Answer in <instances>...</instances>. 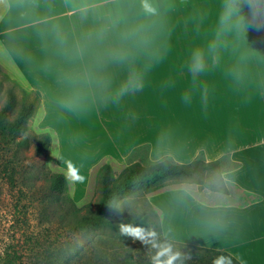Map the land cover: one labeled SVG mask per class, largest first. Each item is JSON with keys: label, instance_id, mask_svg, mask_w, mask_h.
Returning a JSON list of instances; mask_svg holds the SVG:
<instances>
[{"label": "crops", "instance_id": "1", "mask_svg": "<svg viewBox=\"0 0 264 264\" xmlns=\"http://www.w3.org/2000/svg\"><path fill=\"white\" fill-rule=\"evenodd\" d=\"M148 5L155 15L141 0H0V70L38 94L37 128L83 176L142 150L227 160L226 195L253 201L153 194L161 237L264 264V0H241L239 24L222 23L227 0Z\"/></svg>", "mask_w": 264, "mask_h": 264}, {"label": "rangeland", "instance_id": "2", "mask_svg": "<svg viewBox=\"0 0 264 264\" xmlns=\"http://www.w3.org/2000/svg\"><path fill=\"white\" fill-rule=\"evenodd\" d=\"M0 81L2 82L0 108L6 102L8 91H13L16 97L14 106L7 113L8 121L12 122L15 119L21 105L34 103L36 107L34 114L27 118L24 128L18 132L13 141H10L11 138L9 137L6 140L0 139V264H37L36 260H41V264L50 263V250L56 244L58 247V256L56 257L64 261L68 256L69 248L65 246L62 235L56 238L54 233L50 234V216L47 217L42 211L44 209L42 204H49L48 209L50 210V204L56 202L46 200L43 203L38 200L40 198L39 180H46L50 175L63 174L67 183V195L77 207L89 204L90 209L96 210L99 199L96 176L99 168L105 163L90 167L84 176V183L74 182L66 178L65 161L63 158L58 159L51 135L46 132L41 133L35 123L39 96L28 95L21 91L19 85L1 70ZM41 134H48L51 138L46 158L36 157L34 154L35 142ZM140 153V156L137 153L130 157L124 166L110 163L113 177H118L121 171L132 164L136 157H140L138 163L141 165H149L150 162L145 158V150ZM83 165L84 163H82V168L85 169V165ZM74 166L79 171V165L74 164ZM174 188H183L190 195L202 200L210 199L216 203L246 204L254 199L253 194L243 193L236 188H233L235 189L233 192L231 188L229 195H223L211 194L207 190L198 192L196 185H172L153 194ZM153 194L145 197L149 204H151L150 196ZM144 204L146 201L143 198L120 199L116 203L114 202L111 208L113 210L112 215L118 217L123 213L128 216H138L146 212V205ZM151 206L157 213L154 205L151 204ZM148 227L149 233H154L155 236L149 237L148 233H144L146 236L144 243L129 234L110 232L106 229L88 234L83 242L86 243L93 236H99L103 242L108 239H119L121 240L120 245L126 243L122 254L125 255V247H128L131 250L133 260L138 261V264H143L153 259L157 251L152 246L153 244L166 245L156 238L157 234L153 227ZM170 246L174 252L180 254L179 256L186 252L184 248L176 245ZM200 254L202 253L195 255L196 258L200 259ZM200 260V262L197 260L192 264H207L205 256L201 257ZM175 264H177L176 261Z\"/></svg>", "mask_w": 264, "mask_h": 264}, {"label": "trees", "instance_id": "3", "mask_svg": "<svg viewBox=\"0 0 264 264\" xmlns=\"http://www.w3.org/2000/svg\"><path fill=\"white\" fill-rule=\"evenodd\" d=\"M1 89L2 82L0 81ZM15 100L14 92L8 91L6 102L0 108V139L2 140L9 137L10 141H13L18 132L24 128L27 118L34 114L36 109L34 103L21 105L15 119L10 122L7 119V113L14 106ZM50 140L48 134H41L37 137L34 150L36 157H47ZM224 166L229 168V162L225 159L206 162L201 155L188 164H179L169 158H164L149 163L147 166L138 162L132 163L114 178L110 165L104 164L99 168L96 176L99 195L96 210L90 209L89 204L77 207L67 195V183L63 174H54L46 180H39L40 198L38 200L43 203L46 200L56 202L50 204V210L48 209L49 204H42V207L44 205L43 214L50 216V234L54 233L56 238L62 235L65 246L69 248L67 258L62 261L56 257L58 256L57 244H52L50 263L46 264H138V261L133 260L128 247H125V255L122 254L126 243L120 245L121 240L119 239H108L103 242L99 236H93L86 243L83 242L88 234L104 229L121 233V225L140 227L144 233H149L148 226H152L160 242L186 249V252L176 260L177 264H192L197 260L200 262L203 256L207 264H212V260L219 255L230 257L225 252L163 240L159 217L145 198L147 195L172 185H196L198 192L207 190L226 195L228 191L221 176ZM128 198L145 199L146 212L138 216H128L123 213L118 217L112 215L111 208L114 202ZM200 252L202 253L200 259L196 258L195 255ZM230 259L231 264H238L232 257ZM38 261L36 260V263L41 264V260ZM143 264H153V259Z\"/></svg>", "mask_w": 264, "mask_h": 264}, {"label": "clouds", "instance_id": "4", "mask_svg": "<svg viewBox=\"0 0 264 264\" xmlns=\"http://www.w3.org/2000/svg\"><path fill=\"white\" fill-rule=\"evenodd\" d=\"M141 3L145 7V11L151 15L156 14V9L148 5V0H141ZM241 0H227V9L225 14L221 17L222 23L235 22L239 24L241 20L238 6ZM199 60V57H198ZM66 178L71 179L74 182L84 183L85 177L81 175L78 169L71 163V161H65ZM121 231L125 234H129L136 239H139L142 243L146 241V236L142 229L138 227H132L131 225H121ZM149 237H154V233H148ZM157 249L153 257V264H175V261L179 258V253L174 252L170 245H152ZM212 264H231V259L225 255H219L212 260Z\"/></svg>", "mask_w": 264, "mask_h": 264}]
</instances>
